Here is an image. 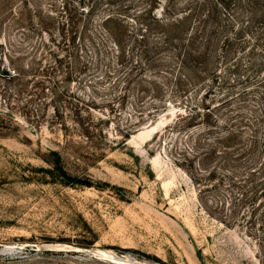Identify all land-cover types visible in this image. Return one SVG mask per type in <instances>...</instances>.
<instances>
[{"label": "rangeland", "instance_id": "rangeland-1", "mask_svg": "<svg viewBox=\"0 0 264 264\" xmlns=\"http://www.w3.org/2000/svg\"><path fill=\"white\" fill-rule=\"evenodd\" d=\"M89 1L28 0L29 21L21 0H0V264H264L242 218L227 225L216 218L215 201L229 200L224 186L200 199L196 164L175 162L212 137L198 135L200 121L178 120L184 107L170 97L157 104L160 92L144 82L149 71L136 72L123 93L122 83L85 70L90 49L71 74L66 56L50 68L51 44L37 16L50 23L64 4L73 14ZM131 1L133 16L142 1ZM183 1L174 9L192 0ZM99 13L91 19L97 27ZM250 44L245 37L219 62L210 104L238 91L255 57ZM7 66L15 76L4 74Z\"/></svg>", "mask_w": 264, "mask_h": 264}, {"label": "trees", "instance_id": "trees-1", "mask_svg": "<svg viewBox=\"0 0 264 264\" xmlns=\"http://www.w3.org/2000/svg\"><path fill=\"white\" fill-rule=\"evenodd\" d=\"M128 1L127 4L126 0H90L85 11L75 12L74 8L73 14L64 4L59 20L51 18L50 23L39 14L35 27L47 35L46 41L51 44L48 50L52 51L53 64L50 68L61 66L66 56L70 65L66 73L71 74L74 72L71 69L79 62L76 57L90 49L91 61L85 60V70H99L96 78L114 81L117 87L122 83L123 93L134 81L136 72L149 71L152 77L144 82L152 91L160 92L153 96L157 104H163L166 97H170L173 103L184 107L178 120L200 121L194 125L201 127L198 135L212 137L211 144L198 147V151L193 147L180 159L175 158V162L181 167L196 164L195 183L201 187L200 199L211 187L218 191L224 186L229 200L215 201L216 218L226 225L242 218L240 222L253 232L263 250L264 0H192L183 10L174 9L175 0H167L163 6L161 0H140L141 5L133 16L128 15L133 4ZM21 3L30 14L28 0ZM160 7L162 13L158 15ZM95 11L100 12L96 19L98 27L91 23ZM77 13L85 18L81 24ZM30 18L31 14L29 21ZM129 20L135 25L129 26ZM51 26H56L59 40L53 38L55 33L51 32ZM245 37L251 41L249 53L255 55L249 62L247 74L239 80L238 91H227L210 104L211 85L218 80L217 65L231 59V49ZM256 50L258 55L254 54ZM8 62L12 64L11 59ZM231 66L236 70L237 66ZM14 72L7 66L4 74L15 76ZM142 83L143 80L136 82L141 90ZM201 89L204 92L200 95L197 91ZM193 92H197V103L188 107L185 99ZM124 96L118 94L119 99ZM226 109L228 113L224 114ZM127 133L126 130L125 137Z\"/></svg>", "mask_w": 264, "mask_h": 264}]
</instances>
